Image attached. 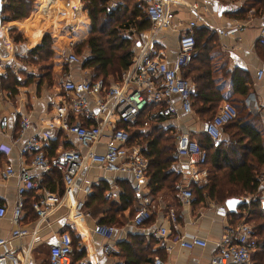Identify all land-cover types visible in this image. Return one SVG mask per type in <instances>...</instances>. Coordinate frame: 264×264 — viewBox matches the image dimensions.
Wrapping results in <instances>:
<instances>
[{"label": "crops", "instance_id": "obj_1", "mask_svg": "<svg viewBox=\"0 0 264 264\" xmlns=\"http://www.w3.org/2000/svg\"><path fill=\"white\" fill-rule=\"evenodd\" d=\"M42 1H35L34 8L27 18L3 21L0 29V49L5 56L4 63L7 72H11L15 79L13 92L0 88V118L8 113H15L9 115L6 132H0V173L8 165L15 170L13 176L0 179V204L6 210L5 215L0 218V238L8 240L9 247L18 257L20 264H49L50 247L58 242L63 233L78 238L79 246L70 254L72 264H121L124 255L122 247L135 251V256L131 257L134 260L132 264H153L146 260L155 255L170 264H208L216 253L224 227L231 223V218L218 215L216 211L224 206V203H217L209 198L199 203H195L192 198L190 204H182L179 191L189 181V166L185 159L177 157L176 154L177 161L172 169L179 174L177 192L171 194L163 186L151 194L146 186V191L152 199V213L142 227L132 224L133 214L139 207L133 192V176L130 173H110L96 167L82 170L75 184L74 200L76 204L82 203V206H73L64 197L65 186L60 172V181L51 179L47 186L44 181L50 179L53 170L42 173L41 182L47 192L26 191L19 224L16 226L13 223L12 213L20 184L16 172L19 167L18 147L26 138L44 132L52 138L51 144L46 147L48 158L69 148L82 149L74 137L58 128L50 130L46 123L54 117L56 103L63 96V74H70L74 79L93 76L92 71L82 67L81 60L66 61L70 43L75 53L74 46L83 42L91 31V19L83 9L82 0H54V11L50 16H44L37 11ZM107 1L108 8L123 10L127 14L134 8L137 12H145L144 0H117L115 3ZM170 8L174 13L173 26L162 30L155 38L152 55L160 61L172 64L178 53L180 35L196 33L200 41L191 51L193 61L181 69L182 75L187 76L186 79L191 85L192 112H182L178 107L177 96H173L172 101L178 107L177 115L172 119L150 121L142 130L147 132L160 125L167 127L174 136V145L179 134H187L196 140L201 139L206 125L203 118L212 112L195 94L196 74L198 67L200 71L208 67L211 80L215 85H221V93L224 95L216 110L223 103H234L242 107L245 105L243 113L246 111L247 116L254 117L255 127L264 136V48L259 43L264 31V12L256 13L254 8L242 11L239 0H171ZM98 19L99 23H102L109 17L99 14ZM191 22H194L192 27ZM228 28L237 30L229 35L219 32ZM11 31L21 40L15 42L10 36ZM121 34L131 39L133 53L135 48L149 37L150 22L149 28L144 31L140 32L133 25H129ZM44 36L50 38V49L60 56L57 63L53 61L50 80L33 70L34 65L31 64L32 61L28 63L27 56L32 48L41 43ZM259 71H263L261 77L257 76ZM244 84L248 85V93L241 95L239 90ZM23 116L28 117L31 126L23 133L21 140L15 141L19 121ZM106 137L107 134L101 138L97 145L98 151L103 150ZM138 140L135 139L136 142ZM226 140L227 134L221 129V142L224 144ZM132 145L140 146L145 156V145ZM204 185L192 184L191 187ZM87 186L90 194L85 192ZM258 191L261 192V205L264 210V186ZM128 195L132 196V199L127 200L130 203L116 215L122 223L111 224L114 229L112 236L104 238L95 234L94 227L100 224L102 217L111 212L110 204L125 206L127 203L123 197ZM236 198L242 199L244 206L247 203L246 198H251V195ZM43 199L47 201L50 209L46 217L40 220L32 204ZM170 207L175 209L176 224L168 220L167 210ZM238 211L239 207L236 212ZM17 227L26 233L13 237L12 232ZM159 228L167 229L165 246L159 245ZM185 232L204 239L207 245L203 248H183L177 238ZM106 246L108 251L104 249ZM250 262L251 260L249 264Z\"/></svg>", "mask_w": 264, "mask_h": 264}, {"label": "built area", "instance_id": "obj_2", "mask_svg": "<svg viewBox=\"0 0 264 264\" xmlns=\"http://www.w3.org/2000/svg\"><path fill=\"white\" fill-rule=\"evenodd\" d=\"M110 1L115 3L117 0ZM170 3L171 0H144L145 12L150 22L149 37L135 48L129 68L121 72L116 82L107 84L103 79H74L70 74H63L61 85L63 96L56 103L54 117L46 126L50 130L58 128L74 137L82 149L69 148L48 158L46 147L51 144L52 138L47 133L34 134L22 142L18 147L19 167L16 171L20 184L12 213V220L16 226L19 224L23 209L24 194L28 190L47 192L41 182L42 173L54 168L61 174L65 186L64 197L73 206H82V203H75L73 191L85 168L96 167L110 173H130L134 179V196L139 202V207L132 217V224L135 227H142L150 219L152 199L146 191L149 160L144 156L140 146L130 144L129 132L117 126L132 123L143 112H146L147 116L143 126H147L150 121L174 118L178 113V107L184 113L192 112L191 85L181 73V69L191 61V51L195 45L192 33L180 35L178 53L172 64L160 61L152 55L155 38L162 30L173 26L174 13ZM54 4V0H43L37 11L44 16H50L54 11ZM193 25L194 22H191L190 26ZM236 30L237 28H228L219 32L229 35ZM259 43L264 48V31ZM69 46L66 61L79 62V57L72 51L71 43ZM4 62L5 56L0 49V81L7 74ZM262 74L263 71L257 72L258 77ZM173 96L178 98V107L172 101ZM14 114L11 112L0 118L1 133L6 132L9 115ZM236 116L235 107L223 103L206 123L204 132L214 147L221 143V127ZM30 126L28 117L23 116L19 121L15 141L21 140L23 133ZM105 134L107 137L103 150L98 151L97 145ZM175 154L185 159L189 166V181L179 191L180 201L188 205L193 198L192 184L198 186L208 182L207 154L197 141L187 134L176 136ZM14 174L15 170L8 165L0 173V179H7ZM85 192L91 193L88 186ZM246 199V204H249L252 197ZM32 208L40 220L46 217L50 209L44 199L33 202ZM247 210L241 213L243 217L241 221L225 225L217 251L208 264H249L251 254L256 249V237L253 226L243 220L247 216ZM216 212L222 217H229L224 206L219 207ZM5 213V208L0 204V218ZM167 217L169 222L176 224L174 208H168ZM113 231L112 226L105 224H97L93 229L95 234L104 238H110ZM25 233L17 227L12 236H21ZM157 234L160 236L159 245L165 246L167 229L159 228ZM177 241L186 249L203 248L207 245L204 239L186 232L178 236ZM0 249V264H20L7 239L0 238ZM104 249L109 250L107 246ZM70 254V236L63 233L58 242L50 247L49 264H72ZM153 264L170 263L155 257Z\"/></svg>", "mask_w": 264, "mask_h": 264}, {"label": "trees", "instance_id": "obj_3", "mask_svg": "<svg viewBox=\"0 0 264 264\" xmlns=\"http://www.w3.org/2000/svg\"><path fill=\"white\" fill-rule=\"evenodd\" d=\"M35 1L6 0L1 11L3 21H16L27 18L34 8ZM82 3L83 9L87 11L91 19V31L88 37L79 43L88 49V53L81 60L82 67L92 71V80L103 79L107 84H110V81L116 82L121 72L128 69L132 62L131 39L122 35L121 32L123 29L128 28L129 25H133L140 32L146 30L149 28L148 17L145 12H137L135 8L128 14L123 10L110 9L107 6V0H82ZM249 8H254L256 13L264 12V0H244L242 11ZM118 13L121 14V17H124L122 21L117 18V22H120L118 27H113L107 20L99 23V14L109 17V20L115 23V15ZM136 16L139 18L136 19ZM192 35L195 42L194 48H196L200 40H198L196 33L193 32ZM11 37L15 42L21 40L17 35H12ZM49 51L50 38L44 36L41 43L32 48L27 56L29 59L36 60L41 57L44 60L46 57L48 58ZM192 61L193 57H191L189 63ZM197 70L195 94L205 102L208 110L212 112L211 115L203 118L205 123H207L216 113V108L220 101L224 99V95L221 93V85H215L211 80V73L208 67L203 68L202 71L198 67ZM116 75L118 76L116 77ZM183 77L186 78L187 76L183 75ZM14 84L15 79L11 72L8 71L7 76L2 78L0 88L13 92L15 89ZM239 93L246 95L248 93V85L244 84L240 88ZM190 100L192 105V92ZM233 106L237 111L236 118L221 127L223 132L227 134V140L224 144L221 142L219 146L214 147L206 133H203L201 139L196 140L200 148L207 154L206 167L209 169V174L207 184L202 187L192 188V195L195 203L209 198L222 204L229 198H236L242 195H251L252 197L254 195L249 204L239 207L238 212L228 213V216L231 218V223H235L243 218L241 214L243 210L248 209L245 219L248 221L257 219L263 222L264 212L260 202L261 192L258 190H261L262 186H264V174H262V172L264 173V136L255 127L254 117L243 113L245 105L242 107V105L238 106L233 103ZM146 119V112H143L132 123L118 124L117 127L129 132L131 144H143L146 147L144 153L149 159L147 171L149 193L153 194L162 189L163 186L171 194L176 193L179 174L172 169V166L177 161L174 136L171 145L167 146L165 141L168 138L164 137L167 133L172 134V132L161 125L146 132L142 130ZM135 139H139L138 142ZM52 170L50 179L44 181L46 186L51 179L57 182L60 181L59 171L55 168ZM123 199L127 204L125 206L110 204L111 209L109 211L111 212L100 219V224L111 226L115 222L122 223L116 215L126 209L128 203H130L127 200L132 199V196H125ZM253 228L255 230L256 249L250 260L253 263L257 261L255 264H264V223L258 222ZM70 240L72 251L79 246L78 238L70 236ZM122 250L124 255L123 263L121 264L134 263L131 257L135 256V251L132 249L129 251L127 248L124 249V247H122ZM155 256H151L146 261L153 263Z\"/></svg>", "mask_w": 264, "mask_h": 264}, {"label": "rangeland", "instance_id": "obj_4", "mask_svg": "<svg viewBox=\"0 0 264 264\" xmlns=\"http://www.w3.org/2000/svg\"><path fill=\"white\" fill-rule=\"evenodd\" d=\"M126 2H128V1H130V0H125ZM239 4H242V6L244 5V0H239ZM116 18H120L119 19V21H122V17H121V14L120 13H118L117 15H116ZM107 21H108V23L109 24H111V25H113V27L114 26H119V21L116 23H114V21H110L109 19H107ZM12 35H15V33H11L10 34V36H12ZM51 48V47H50ZM75 49H76V53H77V55H78V57H79V61L80 60H82V58L84 57V56H86V54L88 53V49H87V47L86 46H84V45H81V44H79V45H75L74 46V51H75ZM59 55H57L56 53H55V51H53L52 49H50V51H49V55H48V58L46 57L44 60H42L41 59V57H38V59H36V60H34V62L31 60V59H29V61H28V63H30V61H32L31 62V64H33L34 65V71L37 73H41L47 80H50V77H51V69H52V65H50V64H53V61H54V63L56 62L57 63V59H59ZM56 59V60H55ZM30 65V64H29ZM118 75H116V77H117ZM245 113H246V111H245ZM244 113V114H245ZM204 121V120H203ZM204 123V122H203ZM164 138H168V140L167 141H165V144L168 146V145H171V143H172V140H173V134H170V133H167V135H165V137ZM196 140V139H195ZM207 168V170H208V172H209V169H208V167H206ZM210 172H211V170H210ZM173 194H175V193H173ZM261 199V198H260ZM260 202H261V200H260ZM262 203V202H261ZM262 206V205H261ZM263 212H264V210H262ZM244 221H246L247 223H249V224H251L252 226H256V224H258V222L259 223H264V221L262 222L261 220H257V219H254V220H247V219H243ZM239 221H241V220H239ZM255 259H256V256H255ZM257 262V261H256ZM255 261H254V263L253 262H250V264H255L256 263Z\"/></svg>", "mask_w": 264, "mask_h": 264}, {"label": "water", "instance_id": "obj_5", "mask_svg": "<svg viewBox=\"0 0 264 264\" xmlns=\"http://www.w3.org/2000/svg\"><path fill=\"white\" fill-rule=\"evenodd\" d=\"M6 0H0V29L3 22V16L1 15L2 7L4 6ZM232 202V203H229ZM243 200L239 198H229L224 202V207L227 209L228 213H235L237 208L243 205Z\"/></svg>", "mask_w": 264, "mask_h": 264}, {"label": "snow or ice", "instance_id": "obj_6", "mask_svg": "<svg viewBox=\"0 0 264 264\" xmlns=\"http://www.w3.org/2000/svg\"><path fill=\"white\" fill-rule=\"evenodd\" d=\"M229 203H232V202H229Z\"/></svg>", "mask_w": 264, "mask_h": 264}]
</instances>
